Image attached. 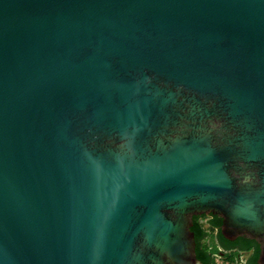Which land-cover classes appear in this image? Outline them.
Segmentation results:
<instances>
[{
  "label": "water",
  "instance_id": "obj_1",
  "mask_svg": "<svg viewBox=\"0 0 264 264\" xmlns=\"http://www.w3.org/2000/svg\"><path fill=\"white\" fill-rule=\"evenodd\" d=\"M205 214L264 264V0H0V264H201Z\"/></svg>",
  "mask_w": 264,
  "mask_h": 264
},
{
  "label": "trees",
  "instance_id": "obj_2",
  "mask_svg": "<svg viewBox=\"0 0 264 264\" xmlns=\"http://www.w3.org/2000/svg\"><path fill=\"white\" fill-rule=\"evenodd\" d=\"M198 215H194L192 217L193 224L191 226V230L195 234V253L196 257L202 262V264H214V257L219 253L218 248L219 244H214L211 242L208 247H205L203 245V242L205 241L208 233L206 230L201 226V224L198 222ZM208 224L211 228H217L220 229V221L216 223L213 221V219H208ZM237 242H239V249H248L250 247H255V258L257 259L259 254V246L254 240H248L247 238H244L243 236L240 237ZM234 258L239 256V252H233L232 254ZM207 257L209 260H207ZM247 264V263H244Z\"/></svg>",
  "mask_w": 264,
  "mask_h": 264
},
{
  "label": "flooded vegetation",
  "instance_id": "obj_3",
  "mask_svg": "<svg viewBox=\"0 0 264 264\" xmlns=\"http://www.w3.org/2000/svg\"><path fill=\"white\" fill-rule=\"evenodd\" d=\"M208 215V219H213V221H215L216 223H218L220 221V225H221V222H222V218L218 215H215V214H207ZM199 217H201V215H198ZM198 217V218H199ZM215 230V239L217 241V243L219 244V248H218V252L220 254H222V250H224L225 252L226 251H232V252H243V253H246V258L245 260L243 261V263H247V264H257V259L255 258V247H250L248 249H239V242H237V240L242 237V236H239L233 240H230V239H227L225 238L221 232H220V229H217V228H214ZM193 232V231H192ZM194 234V232H193ZM244 237V236H243ZM244 238H247V237H244ZM194 239H195V234H194ZM248 240H253V239H249L247 238ZM255 241V240H254ZM256 242V241H255ZM222 249V250H221ZM221 251V252H220ZM207 260L208 257H207ZM202 264V262H201Z\"/></svg>",
  "mask_w": 264,
  "mask_h": 264
},
{
  "label": "rangeland",
  "instance_id": "obj_4",
  "mask_svg": "<svg viewBox=\"0 0 264 264\" xmlns=\"http://www.w3.org/2000/svg\"><path fill=\"white\" fill-rule=\"evenodd\" d=\"M208 218L209 217L207 214L198 218V222L206 230V232H208V235H207L205 241L203 242V245L205 247H208L211 242H213L214 244H218L216 239H215V235H214L215 230L213 228H211L209 226V224L206 222V220H208ZM232 254H233L232 251H226L225 252L224 250H222V254L218 253L214 257V264H244L243 261L246 258V253L239 252V256L236 258H234V256Z\"/></svg>",
  "mask_w": 264,
  "mask_h": 264
}]
</instances>
